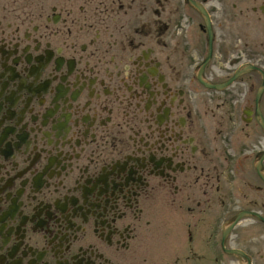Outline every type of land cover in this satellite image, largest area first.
Here are the masks:
<instances>
[{"label":"flooded vegetation","instance_id":"obj_1","mask_svg":"<svg viewBox=\"0 0 264 264\" xmlns=\"http://www.w3.org/2000/svg\"><path fill=\"white\" fill-rule=\"evenodd\" d=\"M263 21L0 0V264H264Z\"/></svg>","mask_w":264,"mask_h":264},{"label":"rangeland","instance_id":"obj_2","mask_svg":"<svg viewBox=\"0 0 264 264\" xmlns=\"http://www.w3.org/2000/svg\"><path fill=\"white\" fill-rule=\"evenodd\" d=\"M261 23H262L261 25L255 26L253 29H250V31H254L255 33H262L263 32V34H264V21Z\"/></svg>","mask_w":264,"mask_h":264},{"label":"water","instance_id":"obj_3","mask_svg":"<svg viewBox=\"0 0 264 264\" xmlns=\"http://www.w3.org/2000/svg\"><path fill=\"white\" fill-rule=\"evenodd\" d=\"M237 218V217H236ZM233 252H235L236 253V250H233Z\"/></svg>","mask_w":264,"mask_h":264},{"label":"bare ground","instance_id":"obj_4","mask_svg":"<svg viewBox=\"0 0 264 264\" xmlns=\"http://www.w3.org/2000/svg\"><path fill=\"white\" fill-rule=\"evenodd\" d=\"M203 14V13H202ZM208 14V13H207ZM205 16V15H204ZM238 72V71H237ZM201 73V72H200Z\"/></svg>","mask_w":264,"mask_h":264}]
</instances>
